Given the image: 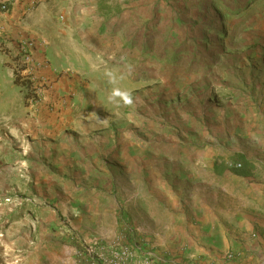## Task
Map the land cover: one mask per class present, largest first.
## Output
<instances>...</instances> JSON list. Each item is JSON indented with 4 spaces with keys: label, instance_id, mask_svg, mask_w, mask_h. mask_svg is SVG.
Returning <instances> with one entry per match:
<instances>
[{
    "label": "rangeland",
    "instance_id": "1",
    "mask_svg": "<svg viewBox=\"0 0 264 264\" xmlns=\"http://www.w3.org/2000/svg\"><path fill=\"white\" fill-rule=\"evenodd\" d=\"M109 1L126 12L127 40L98 59L99 66L113 69L107 81L124 97L122 108L106 113L111 124H102L110 127L114 143L106 140L95 149L89 141L97 131L92 119L80 125L87 110L75 113L77 127L67 128L88 139L87 147L81 152L75 145L71 171L55 172L39 156L42 146L36 144L33 156L28 152L36 138L21 91L0 90V264H93L89 249L115 244L176 264H229L228 252L192 255L198 242L188 232L191 223L175 219L233 213L229 203L240 200L241 187L261 186L251 193L262 191L264 199V0ZM12 2L0 1V20L13 13ZM60 2L54 5L61 9ZM9 51L0 39L5 91L16 76ZM113 97L115 103L120 98ZM96 154L104 162L116 156L127 161L126 173H118L113 189L97 198L117 216L94 211L98 204L89 187L76 190L89 185ZM143 154L150 155L144 164ZM238 157L249 162L251 179L230 168ZM185 175L200 180L192 184ZM251 193L241 195L263 208ZM191 194L205 216L191 211ZM67 202L74 206L64 217L60 204Z\"/></svg>",
    "mask_w": 264,
    "mask_h": 264
},
{
    "label": "crops",
    "instance_id": "2",
    "mask_svg": "<svg viewBox=\"0 0 264 264\" xmlns=\"http://www.w3.org/2000/svg\"><path fill=\"white\" fill-rule=\"evenodd\" d=\"M54 1L13 0V13L9 17H4L5 20H0V39L6 42L7 48L10 50L9 54L14 56L13 73L17 66L16 58L19 45L24 42L34 44L32 52L36 66L34 82L31 85L18 86L15 83V76L14 79L12 77V81L8 82L10 89L0 90L3 93H8L11 90L14 93L21 91L27 111L31 114L30 117L36 120L33 121L31 118L26 120L33 129V138H36L35 141H37V143L31 142L32 152L28 151L30 156H33L35 150L38 151L36 144L42 146L44 152L40 151L39 156L48 158L52 162L55 172L65 175L67 171H71L68 166L72 164L69 162L77 160V155L74 153L76 148L79 146L81 151L82 147L83 151V147L86 148L88 144V139L69 131L72 130V126L77 127L73 125L75 113L79 115L82 110H87L84 112L85 114L80 115L79 122L80 125H83L92 119L97 131L89 141L95 149H100L106 140H109L111 144L115 142L109 131L110 127H107L111 124V117L106 113L119 109V106L122 108L121 101L124 97L122 98L121 92H116L115 84L107 81L108 74L114 72L113 69L102 68L98 65V59L102 55H106L112 48L122 47L121 40L127 41L125 40L126 26H122L123 16L126 12H123L121 6H113L109 0H106V8L113 10L109 16H104V8L100 6L104 0H74L75 2L60 0L61 9L54 5ZM114 33H116L115 36ZM36 95L39 96L38 104L32 105L31 99ZM113 96H120L116 103L112 102ZM94 113L96 114L94 115ZM100 113L103 115L100 116ZM103 123L107 126L102 127ZM67 125L70 129L67 128ZM83 141L86 144L81 145L84 143ZM52 150H54V156H52ZM92 155H95L94 152ZM144 156L143 154V157L140 158L143 164L146 156L150 158V155ZM94 159L91 169L87 172L91 177L89 185L80 184L81 186L76 190L84 191L89 187V190L96 196L95 203L98 204L93 207L94 211L100 209L103 214L109 212L117 216L118 213L116 211L114 213L113 205L114 210L105 205L106 201L99 202L97 198L103 199V189H113V184L116 183L113 182V178L118 173L120 176H123L121 171L126 173L124 169L128 166L127 161L123 156H116L104 162L98 159L97 154ZM146 162L148 163V161ZM214 172L217 179L223 178L224 175L218 171ZM184 178H191L192 184L200 180V177L197 180L192 175L189 177L185 175ZM246 179H251V177ZM39 183L40 181L36 180V184ZM51 183H54L53 179L46 184ZM235 187L233 186V188ZM260 187L259 185H251L248 188L241 187V192H245L247 195L261 190ZM214 188L213 184L208 186L210 192L213 193L216 192ZM232 192L235 193L233 189ZM241 192L239 201L229 203L233 213L223 212V215L216 219H184V217L175 219V222H181V224L191 223L188 232L195 234V240L198 242V252L192 251V255L204 253L211 256L218 252H233L237 256L236 260L226 261L224 259L225 263L255 264L257 261L264 262V215H262L264 205L263 208H260L255 201L241 195ZM251 194L259 200L258 202L264 204L262 191ZM190 198L191 211L200 212L205 216L203 207L198 209V205H193V198L196 199V196L191 194ZM214 198L217 201V197ZM71 203L67 202L69 206L60 204L66 207L64 214L61 213L64 217L72 212L70 205L74 206V204ZM195 222L203 227L193 226ZM175 229L183 230L181 226Z\"/></svg>",
    "mask_w": 264,
    "mask_h": 264
},
{
    "label": "built area",
    "instance_id": "3",
    "mask_svg": "<svg viewBox=\"0 0 264 264\" xmlns=\"http://www.w3.org/2000/svg\"><path fill=\"white\" fill-rule=\"evenodd\" d=\"M32 49H34L32 42L21 43L16 58L18 67L16 71L20 82L29 83L30 85L34 82L36 73ZM38 101L39 96L36 95L31 99V104L37 105ZM230 166L233 167L232 164ZM89 253L93 257V264H176L175 262L164 260L153 253H142L138 249L121 244L99 245L98 248L92 247L89 249ZM236 257L235 253L229 252L225 260L233 261L236 260Z\"/></svg>",
    "mask_w": 264,
    "mask_h": 264
},
{
    "label": "trees",
    "instance_id": "4",
    "mask_svg": "<svg viewBox=\"0 0 264 264\" xmlns=\"http://www.w3.org/2000/svg\"><path fill=\"white\" fill-rule=\"evenodd\" d=\"M106 3L107 1L104 0L100 3V6L103 9V14L104 16H109L111 15L112 13V9H107L106 8ZM16 68H18L16 66ZM15 83L18 85V86H25L26 84H29V83H22L20 82V78H19V75L17 74V71L15 70ZM28 86V85H27ZM233 167H230L232 169V171H234L236 173V175L238 176H242V177H250L251 176V166L249 165V162L247 160H245L244 158H241V157H238L235 159V161L232 163ZM240 165V166H239Z\"/></svg>",
    "mask_w": 264,
    "mask_h": 264
}]
</instances>
